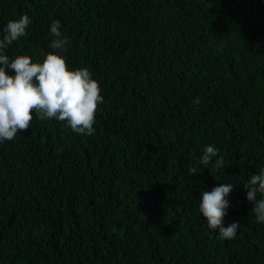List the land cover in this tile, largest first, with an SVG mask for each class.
I'll use <instances>...</instances> for the list:
<instances>
[{"label":"trees","instance_id":"obj_1","mask_svg":"<svg viewBox=\"0 0 264 264\" xmlns=\"http://www.w3.org/2000/svg\"><path fill=\"white\" fill-rule=\"evenodd\" d=\"M25 13L4 54L43 61L59 19L104 103L91 136L34 119L0 143V264H264L243 187L264 168V0H0V35ZM225 183L231 240L199 211Z\"/></svg>","mask_w":264,"mask_h":264},{"label":"clouds","instance_id":"obj_2","mask_svg":"<svg viewBox=\"0 0 264 264\" xmlns=\"http://www.w3.org/2000/svg\"><path fill=\"white\" fill-rule=\"evenodd\" d=\"M31 23V17L25 13L19 19H10L0 35V143L12 141L18 133L27 132L34 119H56L66 122L80 135H93L98 106L104 103L103 88L88 67H70L66 54L70 40L62 33L59 19L51 22L48 47L52 51L47 52L43 61H33L29 55H16L10 59L4 54L14 41L28 35ZM9 69L15 74L9 75ZM193 103L201 101L197 97ZM218 154V148L208 145L203 148L197 163L209 165ZM223 165V157L215 160L217 170ZM190 171L197 174L196 167H191ZM243 187L247 201L253 205L250 213L255 216V222L264 224V168L251 174ZM233 190L232 183L218 185L211 191L204 190L199 203V211L208 228L213 232L218 230V237L223 240L235 239L240 227L238 221L224 226Z\"/></svg>","mask_w":264,"mask_h":264}]
</instances>
